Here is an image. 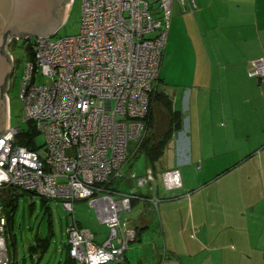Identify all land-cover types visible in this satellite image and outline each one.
<instances>
[{
  "label": "built area",
  "instance_id": "1",
  "mask_svg": "<svg viewBox=\"0 0 264 264\" xmlns=\"http://www.w3.org/2000/svg\"><path fill=\"white\" fill-rule=\"evenodd\" d=\"M180 1L186 6V0ZM173 2L83 0L79 32L57 39H25L32 57L21 79L23 120L32 121L46 139L38 149L19 144L16 136L22 128L9 122L0 133V189L13 186L62 201L73 215L67 240L77 264L123 261L137 230L122 213L131 210L133 199H148L157 209L162 198L156 194L152 167L144 174L131 170L128 175L137 187L148 185L151 195L110 182L123 175L130 139L146 131L144 117L153 81L159 77ZM18 38L9 37V53V45ZM13 63L14 69V57ZM39 74L50 80L37 82ZM250 74L264 79V56L253 61ZM160 175L167 190L183 185L178 166ZM81 198L89 200L109 226L105 240L98 242L95 233L76 220L74 205ZM7 221L1 203L0 264L11 260Z\"/></svg>",
  "mask_w": 264,
  "mask_h": 264
},
{
  "label": "crops",
  "instance_id": "2",
  "mask_svg": "<svg viewBox=\"0 0 264 264\" xmlns=\"http://www.w3.org/2000/svg\"><path fill=\"white\" fill-rule=\"evenodd\" d=\"M195 4L173 2L163 57L167 55V63L177 57L180 78L176 89L163 90L183 116L164 165L189 164L197 171L186 173L171 195L158 186L156 194L162 191L164 197L157 209L148 199L137 198L132 208L143 201L142 207L122 216L140 229L136 239L141 241L157 222L159 230L151 240L155 264H264V79L250 74L253 61L264 56V0ZM163 70L164 64L161 75ZM113 185L151 195L148 185L137 187L128 176ZM82 205L75 202L76 220L98 242L105 240L101 223H107L91 204L86 217ZM114 262L146 264L141 258L132 261L127 252L123 261Z\"/></svg>",
  "mask_w": 264,
  "mask_h": 264
},
{
  "label": "rangeland",
  "instance_id": "3",
  "mask_svg": "<svg viewBox=\"0 0 264 264\" xmlns=\"http://www.w3.org/2000/svg\"><path fill=\"white\" fill-rule=\"evenodd\" d=\"M82 2L83 0H73L70 3L68 8L65 20L58 28L57 32L52 35L53 39H57L61 35L66 34H75L80 31L82 23ZM172 23V21H171ZM169 35V34H168ZM35 36V35H33ZM168 41V40H167ZM29 41L25 40L24 37L18 38L17 41L9 45V50L12 56L15 58V67L10 75V85L8 89L9 97V122L13 126L19 128L28 127V121L23 120V101L20 97L21 90V79L25 72V65L28 60L32 57V50L28 46ZM161 67L164 64L163 74L165 76H170L171 85H168L167 81L162 80L163 74L161 75V67L159 77L154 79L153 84L158 89H164L167 86H172V89H176V82L179 80V70H178V61L177 57H174L171 61L165 62L167 55L163 57ZM166 64V65H165ZM35 80L37 82L49 81L50 78L39 74ZM180 105V104H179ZM155 125L151 129H147L148 133L154 131V138L158 139L162 136L169 125V118L167 113H164L161 104L155 103ZM146 132V131H145ZM142 135L138 138L130 139L128 146V157L126 162L122 167V174L118 177L120 181L126 178L129 175L130 171H137L139 174L146 172L147 166L150 167L151 163L145 157V154L141 152L139 144L141 141ZM45 133L39 132L37 135V143L44 144L45 142ZM163 161L166 160V155L163 157ZM165 164V162L163 163ZM162 164V165H163ZM182 177L186 174H195L196 167L193 165H179L178 166ZM168 169V168H166ZM202 175L203 172H201ZM208 177L207 175H204ZM157 187H162L161 175L156 174ZM111 183V182H110ZM127 186V183H123V187ZM6 188V187H4ZM12 189L15 188L12 186ZM179 188L168 190L169 194H173ZM167 191V192H168ZM162 192V191H161ZM159 194L163 199L164 195ZM9 195V192H4V196ZM160 200V201H161ZM3 202V196L0 193V204ZM89 200H78L76 203L83 204L82 209L88 213L85 214L89 218L90 204ZM143 201H141L137 207L134 206L129 212L134 214L137 210L142 207ZM161 204V202L159 203ZM50 211L46 210V206L43 204L40 194H34L29 191H22L19 189V198L18 205L14 214V225L13 229L15 232V245L10 243L8 244V252L10 255V264H63V261L66 257V241L68 239V227L73 219L72 212L65 207L62 201L57 199L49 200ZM5 210V209H4ZM153 211V210H152ZM80 214V212H79ZM51 221V222H50ZM97 219L93 216V222L96 223ZM131 223V222H130ZM157 222H152V225L144 231L142 236L143 240L136 239L138 238V233L136 237L130 242L126 252L129 254L132 261L137 262L139 258L145 259L146 264H155L157 261L156 256L152 252L151 240L156 237L159 230L156 226ZM132 224V223H131ZM137 227V226H136ZM138 227L136 230L138 231ZM110 228L101 223V237H108ZM50 233V242L46 250H43L42 245L33 247L37 243L36 240L38 237H46ZM136 239V240H135ZM149 239V240H147ZM137 246L136 248L134 247ZM135 249H134V248ZM122 261V260H121ZM108 264V263H106ZM111 264H125L117 263L112 261Z\"/></svg>",
  "mask_w": 264,
  "mask_h": 264
},
{
  "label": "water",
  "instance_id": "4",
  "mask_svg": "<svg viewBox=\"0 0 264 264\" xmlns=\"http://www.w3.org/2000/svg\"><path fill=\"white\" fill-rule=\"evenodd\" d=\"M71 0H0V133L9 127L10 75L13 57L7 50L12 35L25 39L52 36L65 20Z\"/></svg>",
  "mask_w": 264,
  "mask_h": 264
},
{
  "label": "trees",
  "instance_id": "5",
  "mask_svg": "<svg viewBox=\"0 0 264 264\" xmlns=\"http://www.w3.org/2000/svg\"><path fill=\"white\" fill-rule=\"evenodd\" d=\"M28 46L31 48L30 43ZM150 107L149 111L144 117L146 124V132L141 138L139 148L141 152L145 154L147 160L151 163L149 165L152 167L155 174L158 172H162L166 168L175 167L172 162L164 165L163 157L170 150L171 138L173 132L180 129L182 126L183 116L179 109L173 107L172 97L169 93L164 91L163 89H158L156 86H153V89L150 93ZM155 103L161 104L164 113H167L169 118V125L165 130L164 134L160 136L158 139L154 138V131L151 133L147 132V129H152L155 125ZM39 134L38 129H36L34 123L32 121H28V127L22 128L16 136V142L19 144L26 145L29 148L38 149L41 144L37 143V135ZM171 151V150H170ZM163 164V165H162ZM148 167V166H147ZM109 184V183H107ZM113 185V181L111 182ZM117 187V185H113V187ZM4 192H9V195L4 196ZM31 192V191H29ZM0 193L3 196V209L7 214V241L15 245V232L13 229L14 225V214L16 207L18 205L19 191L13 190L12 186H7L6 188L0 189ZM43 204L46 206V210L50 211L49 198L45 196H41ZM135 200V199H134ZM133 200V201H134ZM51 222V221H50ZM137 228V227H136ZM140 233V229L138 231ZM138 233V234H139ZM36 240L37 243L31 245L36 247L38 245H42L43 250L47 249V246L50 242V233L46 237H38ZM68 240L66 241V257L63 261V264H77L76 261L71 257L69 250ZM59 264V263H58Z\"/></svg>",
  "mask_w": 264,
  "mask_h": 264
},
{
  "label": "bare ground",
  "instance_id": "6",
  "mask_svg": "<svg viewBox=\"0 0 264 264\" xmlns=\"http://www.w3.org/2000/svg\"><path fill=\"white\" fill-rule=\"evenodd\" d=\"M71 255V254H70ZM74 260H75V258L73 257V256H71ZM76 261V260H75ZM77 263V262H76ZM101 264H106V263H101Z\"/></svg>",
  "mask_w": 264,
  "mask_h": 264
}]
</instances>
